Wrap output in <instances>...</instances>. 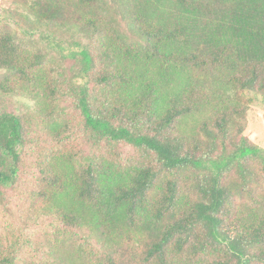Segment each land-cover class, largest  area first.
Segmentation results:
<instances>
[{
    "label": "trees",
    "instance_id": "1",
    "mask_svg": "<svg viewBox=\"0 0 264 264\" xmlns=\"http://www.w3.org/2000/svg\"><path fill=\"white\" fill-rule=\"evenodd\" d=\"M9 16L0 187L54 229L42 248L0 234V264H264V149L244 135L264 0H12Z\"/></svg>",
    "mask_w": 264,
    "mask_h": 264
},
{
    "label": "rangeland",
    "instance_id": "2",
    "mask_svg": "<svg viewBox=\"0 0 264 264\" xmlns=\"http://www.w3.org/2000/svg\"><path fill=\"white\" fill-rule=\"evenodd\" d=\"M11 8L12 0H0V23L8 22ZM63 105L65 106L67 121L78 122L77 130H79L78 137L80 138L79 149L88 148L89 142L86 136L87 132L83 129L82 122H79L78 111L72 107V98H69L68 101L65 100ZM3 107L13 113L23 112L25 115H32V113L27 111L23 99H7ZM29 135L30 143L27 149L29 151L37 149V145H33L38 135L36 125H32V130L29 132ZM244 135L252 143L264 149V99L262 97H254V102L247 111L246 130ZM77 140L78 139H76V141ZM20 202L21 196L17 189H5L0 187V234L6 237H11L15 234V236H19L21 241L23 237L28 234L27 241L29 244L34 246L38 244L41 248L44 247L43 244H45V240L43 241L41 239V235L45 231L51 235L54 228H49L46 225L43 215L40 217L36 216L34 213L35 211L30 210V204L26 205ZM26 212L28 213L25 216H21ZM9 228L11 229L9 230ZM15 232H17V234ZM54 236L49 240L54 241ZM45 250L49 253L47 248H45ZM41 252L44 253V250H41ZM20 258L24 262L27 258L22 248Z\"/></svg>",
    "mask_w": 264,
    "mask_h": 264
}]
</instances>
